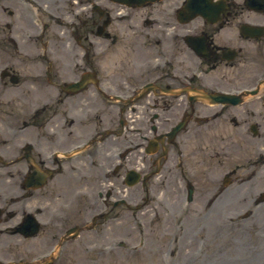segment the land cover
Masks as SVG:
<instances>
[{
  "label": "flooded vegetation",
  "instance_id": "flooded-vegetation-1",
  "mask_svg": "<svg viewBox=\"0 0 264 264\" xmlns=\"http://www.w3.org/2000/svg\"><path fill=\"white\" fill-rule=\"evenodd\" d=\"M0 22V259L28 214L37 251L104 256L151 195L186 218L189 190L209 208L230 171L240 202L264 103L200 97L264 91V0H1Z\"/></svg>",
  "mask_w": 264,
  "mask_h": 264
},
{
  "label": "rangeland",
  "instance_id": "rangeland-1",
  "mask_svg": "<svg viewBox=\"0 0 264 264\" xmlns=\"http://www.w3.org/2000/svg\"><path fill=\"white\" fill-rule=\"evenodd\" d=\"M2 33L0 22V42ZM262 179L246 184L245 192L255 186L253 191L257 193ZM155 211L157 216L151 217L144 233L139 227L131 230V244L141 238L146 244L143 249L118 252L99 264H264V203L250 206L247 202L239 208L228 205L221 213L213 212L209 222L183 223L184 220L179 224L166 219L158 208ZM35 249L33 240L5 239L1 243V256L9 259L23 255L30 259ZM69 257L63 259V264H88L80 263L77 255Z\"/></svg>",
  "mask_w": 264,
  "mask_h": 264
}]
</instances>
